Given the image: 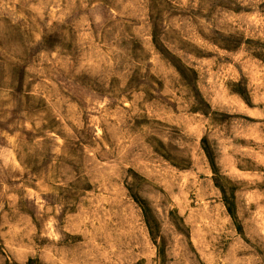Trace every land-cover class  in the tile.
Here are the masks:
<instances>
[{"label":"rangeland","instance_id":"obj_1","mask_svg":"<svg viewBox=\"0 0 264 264\" xmlns=\"http://www.w3.org/2000/svg\"><path fill=\"white\" fill-rule=\"evenodd\" d=\"M0 264H264V0H0Z\"/></svg>","mask_w":264,"mask_h":264}]
</instances>
